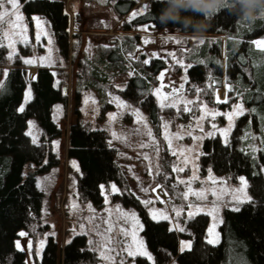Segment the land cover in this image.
Segmentation results:
<instances>
[{"label":"rangeland","instance_id":"1","mask_svg":"<svg viewBox=\"0 0 264 264\" xmlns=\"http://www.w3.org/2000/svg\"><path fill=\"white\" fill-rule=\"evenodd\" d=\"M30 1L33 0H19V12L23 16L20 24L26 31L23 35L14 34L13 38L17 42L32 34L44 35L43 47L24 54V59L35 63L25 65L26 79H22L21 73L19 83L15 82V76L7 78L4 75L7 68L1 66L0 101L15 93L17 96L15 103L1 102V112L4 117L13 116L12 127H18L12 110L22 115V130L31 132L32 139L42 141L45 152L36 158L11 139H6L0 147V232L4 226L7 229V240L6 236L0 240V250L17 248L18 242L23 248L24 263L34 264L30 238L17 211L16 200L17 196L41 190L39 217L46 224L37 246L41 247L45 235L51 233L56 238L58 256L65 238L77 231L85 232L96 249L98 244L110 239L107 247L114 249L108 253L112 259H102L97 250L99 264H134L133 257L123 249L129 246L136 249L138 241L143 242L150 256L159 246L175 256L190 243L182 233L185 217L203 210L209 216L208 237L210 229L218 234L217 252L208 259L185 255L179 264H231L234 258L241 257L244 264H264V220L249 216L238 204L248 198L244 178V182L242 179L231 182L211 170L201 175L198 166L203 136L215 132L227 135L240 116L236 106L242 104L246 119L242 121L240 138L252 152L264 178V112H255L261 100L257 97L261 93L257 81L261 76L255 80L249 74V68L264 67V50L252 43L264 40V24L251 25V20L239 17L237 27L225 33L193 32L174 24L161 25L150 0H59L69 16L70 44L63 50L59 38L50 32L43 12L29 5ZM141 10L143 15L131 17L132 12ZM5 32L12 33L11 27L0 28V43L7 45ZM125 34L137 36L133 50L123 54L128 71L133 68V60L145 62L155 57L152 65L158 70L153 93L160 106V123L153 121L137 103L111 93L128 72L113 73L112 66L100 63L99 46L107 43L110 36ZM86 60L108 78L109 84L102 92L84 85ZM194 61L218 63L221 83L212 87V103L205 100L203 90L210 89V82L216 81L214 72L207 66L204 86L189 82L186 69ZM40 73L42 82L37 85ZM29 89L31 98L27 99ZM50 95L54 96L50 98ZM36 97V108H32L29 104ZM105 101L112 102V107L104 108ZM121 102L128 107L121 106ZM161 103L165 106L161 107ZM22 106L24 111L20 112ZM169 107L172 112L166 110ZM82 123L105 128L110 142L116 145L115 155L130 175L128 184L132 185L140 203H144L142 208L127 205L124 196L112 189L113 183L97 201L79 199L77 186L97 185L100 181L96 153L83 143ZM85 151L90 154L91 162H86ZM159 167L171 168L178 182L172 184L165 175L156 176ZM198 192L203 197L196 196ZM223 208H227V223L223 221ZM145 214L157 229L155 233L145 226ZM160 219L177 231L176 244L161 233L166 226ZM110 225L111 231H108ZM20 232L26 235L20 236Z\"/></svg>","mask_w":264,"mask_h":264},{"label":"trees","instance_id":"2","mask_svg":"<svg viewBox=\"0 0 264 264\" xmlns=\"http://www.w3.org/2000/svg\"><path fill=\"white\" fill-rule=\"evenodd\" d=\"M150 1L151 5L155 9V14L158 17L163 5L157 2V0ZM230 2L231 0H229V3ZM28 3H30L29 5L32 7H35L36 10L43 12L45 20L49 24L50 32L59 38L61 48L63 50L67 49L70 44V33L68 31L69 16L63 6V3L59 0H33ZM29 7H27V9ZM238 19L239 17L231 14L227 10L226 6L223 10L214 15L211 21L208 22L205 30L220 31L225 33L228 29L237 27ZM250 23L251 25L264 24V17H257L254 20L251 19ZM176 26L184 29L180 25ZM184 30L191 31V29ZM43 39L44 35H40L39 39H37V37L33 36V34L23 40L17 39V49L15 50L16 55L9 61H7L8 56L11 53L9 48L0 47V73L1 66H3V68H7V78H9V76H15V82L17 81V83H19V77L22 73L21 77L25 80V65L27 64L23 62L25 60L24 54H28L35 50H41L43 47ZM136 41V35L125 34L120 37L110 36L107 43L99 46L100 49L98 51V59H100L99 62H103L105 66L109 68L112 66L111 70L113 73L117 72L118 74H123L128 72L126 73L127 75L124 81L117 85L115 89L113 88L111 93L119 95L121 98L130 102L137 103L141 109L148 112L152 116L153 121L160 123V106L153 93L154 84L157 83L156 74L158 70L155 67L156 65H152L153 62H155V57L147 59L148 63H145L142 60L134 61L132 59L133 61L131 66L133 68L129 71L127 70L129 68H126L123 54L126 51L131 52ZM156 60L158 59L156 58ZM86 63V65L84 64L87 66L84 67V85L93 86L99 92H102L104 86L109 84L108 78L102 76V74L99 73L97 66L91 64L90 60H86ZM207 66H209L211 71L214 72L213 74L216 81H213L212 83L210 82V89L204 88L203 95L208 103H212V87L221 83L218 76V63L210 62L205 64L200 61H194L188 64L186 72L189 82H192L193 84L200 83L204 86ZM38 70H40V68ZM249 74L252 77L254 76L255 80H257L256 76H261L258 78L259 80H257L261 86V93L257 94V97L261 100L255 107V112H264V67L256 69L249 68ZM40 77V79L38 78L37 85L42 82L41 73ZM6 81L7 79H5L4 82ZM15 94L11 95L13 97H8V99L4 100L3 98L0 103L8 100L15 103L17 100V96ZM52 96L50 95V98H52ZM37 102L38 100L36 97L29 104V106L36 108ZM217 103L219 104L221 101L217 100ZM1 105L2 103L0 104V147L4 146L6 139H11L21 148L29 151L34 157L37 158L42 155L45 152L44 144L42 141H36L34 143L33 139L27 135L24 130H22V115L20 116L12 110V115L15 114V116H17L16 120L18 123V127H12L11 123L13 121V116L4 117V113L1 112ZM103 107H112V102L105 101ZM29 110L31 111V108H29ZM166 110L172 112L170 107ZM129 114H131L130 111ZM128 117L129 116L127 115V118ZM243 119H246L245 113L236 119L235 124L225 136H222L218 132L203 136L201 140V151L198 155L199 173L203 175L211 170L212 173L220 174L231 182H236L241 178H244L246 181L248 197H250L251 200L248 201V199H243L238 201V204L248 213L249 216L258 220H264V178L258 170L256 159L252 152L246 149L241 141L240 135L242 133V129L244 128V122H242ZM82 129V134L85 139L83 143L96 153V167L99 168L97 171V178H99L100 181L97 185L91 183L87 186H77L76 191L79 199L81 201H97L99 200L103 190H108L109 184L113 183L116 186V189L124 196L125 203L127 205L133 206L137 209L142 208L144 203H140L141 200L134 194L132 185L128 184L130 175H128L124 169V165H121L118 157L115 155L116 145L110 142V137L105 128L103 126H92L82 123ZM87 152L89 153V151ZM83 153L86 154V162H89L91 160L90 154L88 155L86 151ZM170 171L171 173H169ZM159 175H165L164 177H167V182L169 183L174 184L175 182H178L173 177V171L169 167H166L165 170L160 168L156 176ZM16 204L17 211L21 216L26 233L30 238V248L34 253L32 260L34 264H56L57 260L59 261V264L100 263L97 249L92 244L87 234L83 231L74 232L65 238L59 256L56 238L51 233H47L45 235V240L42 244L43 247L38 248L37 241L39 236H42L45 231V229L42 230V228L44 227V224H46V221H43L40 219L41 217H39V211L42 204L41 190H33L22 197L17 196ZM222 212L223 221L224 223H227L229 221L227 208H223ZM33 214L35 216H33ZM145 218V226L148 227L150 232L155 233L157 229L154 228L152 223H150V216L145 214ZM159 221L166 226L161 233H163L165 238L169 241L176 244L178 242L177 231L174 228L167 226L168 224L166 220L160 219ZM208 223L209 216L205 211L198 210L189 213L184 219L182 233L184 237L190 240V249L183 248L175 256H171V251H169V249L159 246L151 254V260L144 255H136L133 257L134 264H179V260L181 262V257L185 255L194 256L199 259H208L212 257L217 252V244L214 246L207 243V240L209 239ZM4 227L1 228L0 240H4L5 236L7 240V235H5V231H7V229ZM0 264H25L24 254L22 251L14 247L0 250Z\"/></svg>","mask_w":264,"mask_h":264},{"label":"snow or ice","instance_id":"3","mask_svg":"<svg viewBox=\"0 0 264 264\" xmlns=\"http://www.w3.org/2000/svg\"><path fill=\"white\" fill-rule=\"evenodd\" d=\"M147 7L148 6L145 5L144 9H147ZM19 8H20L19 0H0V28L11 27V29H12V33H9V32H5L4 33V36L9 41L8 44L4 45V44L0 43V47H7L9 49H12V52L8 56L9 60H12L14 58V56L16 55L15 47H14V45L16 43V40L13 38V35L14 34L15 35H23V32L26 31V29H22L21 28L20 21L23 20V16L20 14ZM143 14H144L143 10H141L139 13L132 12L131 13V17L134 19V18H136L137 15H143ZM244 20L250 22L251 19L245 18ZM16 30H20V31L17 32ZM37 39H39V37H37ZM252 43L257 48H260V49L264 50V40H255ZM23 62L25 64H33V63H35V61H33L31 59H25ZM145 63H148V61L145 60ZM4 75L5 76L7 75L6 71H5ZM2 88H3V85H0V89H2ZM157 94L159 95V90H157ZM30 98H31V89H29L28 93H27V99H30ZM165 99H167V97H165ZM121 106L128 107L123 102H121ZM164 106L165 105L163 103H161V107H164ZM171 106L174 107L175 105H171ZM185 110L186 111H190V109H187V108ZM19 111L23 112L24 111V107L23 106L20 107ZM244 112H245V109H244L242 104L236 106V113L238 115H243ZM228 119L231 120L232 116L229 115ZM29 123L31 124V122H29ZM32 126L35 127V125H32ZM27 135L32 136V133L29 132V133H27ZM33 142L34 143L36 142L35 137H33ZM176 170L182 171L183 169H176ZM241 179H242V182H244L243 178H241ZM181 182L183 183V181H181ZM244 183H246V182H244ZM101 187H103V186H101ZM111 187H112V189L114 191H118L116 189L115 185H112ZM195 195L198 196V197H203V193H199L198 192V193H195ZM247 199H248V201L251 200L250 197H248ZM147 203H150V202L145 201V204H147ZM233 210L238 211L239 209H233ZM124 215L128 216L129 214L128 213H124ZM131 216L133 218H135V213H132ZM153 218H155V214L153 215ZM108 231H111V225L109 226ZM124 234L127 235V231L126 230H124ZM19 235L20 236H25L26 233L20 232ZM209 236H210V238L207 240V243L215 246L217 244V242H218V239H219L218 234L214 233V231L212 229H210L209 230ZM133 239L135 240V233H133ZM109 243H110V239H105L102 244H98L97 245V250L100 251L102 259H107V260H111L112 259V257L110 255H108V253L113 252L114 249L107 247V245ZM137 243H138L139 247H137L136 249H133L131 246H129V247L123 249V251H125L127 253V255L130 256V257H135L136 255H144L148 259L151 260L152 257L146 252V249H144L143 242L142 241H138ZM16 247H17L18 250L23 251L22 246H20L18 242L16 244ZM29 247H31V245H29ZM41 247H43V245H41ZM190 247H191L190 244H185L184 245L185 249H190ZM121 264H123V262H121ZM231 264H244L243 258L241 257L238 260L234 258L233 261L231 262Z\"/></svg>","mask_w":264,"mask_h":264},{"label":"clouds","instance_id":"4","mask_svg":"<svg viewBox=\"0 0 264 264\" xmlns=\"http://www.w3.org/2000/svg\"><path fill=\"white\" fill-rule=\"evenodd\" d=\"M163 7L157 17L161 25H180L193 32L204 31L219 11L227 10L240 18L264 17V0H157Z\"/></svg>","mask_w":264,"mask_h":264},{"label":"water","instance_id":"5","mask_svg":"<svg viewBox=\"0 0 264 264\" xmlns=\"http://www.w3.org/2000/svg\"><path fill=\"white\" fill-rule=\"evenodd\" d=\"M63 89H64V87H63Z\"/></svg>","mask_w":264,"mask_h":264}]
</instances>
